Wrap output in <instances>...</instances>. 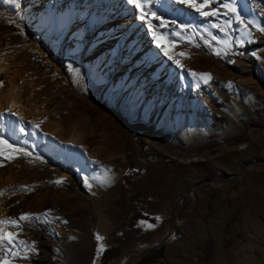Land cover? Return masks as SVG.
Segmentation results:
<instances>
[{
	"label": "rangeland",
	"instance_id": "1",
	"mask_svg": "<svg viewBox=\"0 0 264 264\" xmlns=\"http://www.w3.org/2000/svg\"><path fill=\"white\" fill-rule=\"evenodd\" d=\"M142 3L159 17L157 34L175 45L173 59L128 0L105 9L0 0V56L28 72L27 118L13 113L0 128V140L20 150L0 155L1 180L14 179L5 220L19 225L4 227L25 243L0 248V264H102L132 195L144 235L106 264H135L162 244L166 258L153 264L264 256V0H210L205 11L216 15L207 17L177 0ZM79 10L88 14L76 25ZM8 85L0 77V91ZM74 135L88 138L79 157L68 145ZM17 163L54 176L35 182ZM95 209L107 230L92 225Z\"/></svg>",
	"mask_w": 264,
	"mask_h": 264
},
{
	"label": "bare ground",
	"instance_id": "2",
	"mask_svg": "<svg viewBox=\"0 0 264 264\" xmlns=\"http://www.w3.org/2000/svg\"><path fill=\"white\" fill-rule=\"evenodd\" d=\"M86 1L87 3H92L93 6L102 5L103 9L106 8L109 2V0H85V2ZM87 14H88L87 11H80V10L77 13H72L74 24L78 25L79 21H82L83 18L87 16ZM71 35L73 34L70 32L69 36ZM6 43L9 44V41H7ZM44 53L46 54V52ZM23 74H26L28 76L27 70L24 71L21 69L20 70L17 69V67L14 64H12V62L7 61L5 58L0 56V77H2L3 75H6L8 78V82H9L8 87L0 91V128L2 129L7 128L12 123L13 113L19 114L22 118H27L28 116L26 114V107L23 104V94H24L23 83L26 81V79L23 77ZM87 140H88L87 137L81 138L79 136L76 137L74 135L69 140L68 145L71 146L72 149L76 150L77 156L79 157L83 152V149L82 147H80L81 146L80 144L87 143ZM16 166H20L22 168V174L24 173V174L29 175L30 179H33L35 182L43 178H51L54 176V173H47V175H44V173L47 171V168L41 165L31 167V166H27L22 163H17ZM13 181L14 179L12 177L7 178L5 181L1 180L0 178V185L3 186L4 188L3 193H2L3 195L0 198V218H3V220H5V218L8 215V210L6 208L7 207L6 202L10 195L9 194L10 192L8 193L7 189L10 184L12 185ZM36 188L40 191L44 190L41 187H36ZM91 215H92L91 220H92L93 226H95L96 224H100L103 230H107L108 226L106 224V221L104 220V216H102L100 211L96 210L95 214H91ZM4 228H5V231H7L9 226H6ZM17 234H19V229L17 230ZM244 256H245L244 257L245 262L247 264H263L264 263V256L259 257L255 253H247V254H244Z\"/></svg>",
	"mask_w": 264,
	"mask_h": 264
},
{
	"label": "snow or ice",
	"instance_id": "3",
	"mask_svg": "<svg viewBox=\"0 0 264 264\" xmlns=\"http://www.w3.org/2000/svg\"><path fill=\"white\" fill-rule=\"evenodd\" d=\"M129 3L133 4L137 9L141 10L140 13V19L144 22L147 23L149 31L152 33L154 39L156 40L157 47H161L164 49V55L168 56L169 59H173V56L169 54V49H174L175 45L171 44L165 38L161 35H158L157 32L155 31V26L152 24L153 19H159V17L156 16V13L154 12H144L143 8L145 7V4L142 3V0H128ZM177 3L181 4H186L188 7L194 9L200 15L202 16H214L216 15V12H210V11H205L206 8L210 6V0H177ZM224 8L228 9L230 12L234 13L236 12V9L231 5V4H224ZM237 21L239 23H244L242 20H240L239 16H237ZM230 23V22H229ZM165 23L161 21L160 27H165ZM215 27V25H213ZM261 32H264V28L259 29ZM219 55L220 53H216ZM179 56H185V53H178ZM175 63L177 64L178 67H182L180 65L179 60H176ZM193 76L199 75V78L203 80L205 83L208 82V80L211 79L210 74L204 73V74H197V73H192ZM0 145L3 146L2 149H0V155H4V150H11L12 152H19V149L13 148L11 144H9L6 140H0ZM7 159H11L13 157L8 156L6 157ZM58 183L60 181H57ZM2 194V193H0ZM50 213H44L43 217L46 219ZM21 221H31L33 219V214H23L19 218ZM36 220H40L41 216L37 215L35 216ZM7 224H11L14 227H19L17 222L15 220H0V248L5 249L6 251L8 250L9 246L11 247H16L17 244H24V241H17L16 240V234L14 233H9L5 231L4 226ZM101 237L97 236V240L99 241ZM31 250L33 252L36 251L35 245L32 246ZM98 251H102V246ZM4 264H9V261L5 260Z\"/></svg>",
	"mask_w": 264,
	"mask_h": 264
},
{
	"label": "trees",
	"instance_id": "4",
	"mask_svg": "<svg viewBox=\"0 0 264 264\" xmlns=\"http://www.w3.org/2000/svg\"><path fill=\"white\" fill-rule=\"evenodd\" d=\"M127 177V176H126ZM126 179H129L128 177ZM137 200L136 195L131 196L130 210L126 219L121 223L118 229L114 232V238L117 242V247L114 249H106L102 255L101 263L106 264L112 260L115 256V251L122 247L124 244L131 243L139 237H143V233H140L139 227L136 225V221L143 218L138 211L134 209V201ZM167 246L162 244L151 248L148 252L139 257V260L135 264H153L166 258Z\"/></svg>",
	"mask_w": 264,
	"mask_h": 264
}]
</instances>
